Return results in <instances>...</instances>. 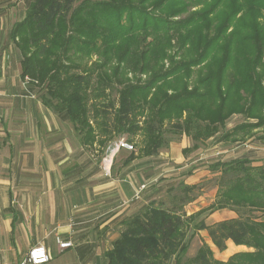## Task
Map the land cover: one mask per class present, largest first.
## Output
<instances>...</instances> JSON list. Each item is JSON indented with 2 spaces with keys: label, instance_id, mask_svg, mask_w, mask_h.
Segmentation results:
<instances>
[{
  "label": "trees",
  "instance_id": "obj_1",
  "mask_svg": "<svg viewBox=\"0 0 264 264\" xmlns=\"http://www.w3.org/2000/svg\"><path fill=\"white\" fill-rule=\"evenodd\" d=\"M75 1L31 0L11 36L21 54L20 76L37 88L45 106L70 122L84 148L95 144L103 152L121 134L131 144L143 130V146L129 152L128 163L158 154L169 143L165 132L190 137L187 153L234 113L256 121L236 124L219 140H237L264 124V0ZM190 7L195 8L185 17L173 18ZM98 53L101 62L89 60ZM164 58L170 64L166 70ZM112 59L118 64L109 74L105 67ZM125 71L153 75L138 84L124 77ZM115 84L120 87L112 100L105 90ZM248 161L210 163L219 172V199L212 209L230 207L236 216L201 221L197 228L205 229L220 251L228 240L254 245L256 263L264 264V219L245 216V208H264V166ZM179 203L165 207L151 201L123 219L105 252L107 264H179L191 216L180 212ZM209 253L200 249L193 260L211 264Z\"/></svg>",
  "mask_w": 264,
  "mask_h": 264
},
{
  "label": "crops",
  "instance_id": "obj_2",
  "mask_svg": "<svg viewBox=\"0 0 264 264\" xmlns=\"http://www.w3.org/2000/svg\"><path fill=\"white\" fill-rule=\"evenodd\" d=\"M30 1L0 0V260L17 263L31 246L43 244L50 257L43 264L55 255L64 256L65 264H107L105 252L121 221L158 202L162 156L169 153L179 162L188 144L184 137L175 155L161 150L128 163L130 151L124 155L115 148L102 163L84 148L70 122L45 106L37 88L20 76L11 28ZM116 151L123 155L113 159ZM182 171L168 175L180 178ZM57 236L72 245L60 249Z\"/></svg>",
  "mask_w": 264,
  "mask_h": 264
},
{
  "label": "rangeland",
  "instance_id": "obj_3",
  "mask_svg": "<svg viewBox=\"0 0 264 264\" xmlns=\"http://www.w3.org/2000/svg\"><path fill=\"white\" fill-rule=\"evenodd\" d=\"M82 0H76L75 5H78ZM90 1H98V0H90ZM132 3H136L138 0H131ZM195 7L187 8L188 10L182 14H179L174 19H179L185 17L190 10ZM175 47L169 48V52H173ZM99 60L102 61L103 57L98 53V55L93 54L89 60ZM99 62V63H100ZM118 62L115 59H112L109 62V65L105 67V70L112 74L115 66ZM120 64V63H119ZM163 68L162 70H166L170 67L169 59H163ZM124 77H126L132 83L143 84L148 81L152 77L151 71L147 72H124ZM196 74H193V79H195ZM25 80H28L25 78ZM120 87L119 84H115L109 89L105 90L108 93V97L110 99H115L117 96V88ZM108 100V99H107ZM106 101V100H104ZM90 105L91 100H90ZM92 109V107H90ZM91 111V110H90ZM92 111L89 113L92 115ZM143 117L139 116V122L141 123ZM94 120V118H93ZM99 120V119H98ZM255 122V118L246 119L244 116L238 113H234L231 115L230 119L227 121L224 127H220L218 132L213 136L208 138L203 143H199L197 148H192L187 153H182L184 159L175 162L170 158V155H164L160 160L164 161L162 163V175L160 176L163 179V186L161 187L160 198L157 203H161L163 206H171L172 204L179 203L178 199L181 197H186L187 200L185 203L180 204L178 209H183L186 215H190L189 217V226L186 230V236L184 239V244H186V249L182 253L179 264H197L193 258L199 252L200 249H208L210 253L208 254V258L210 259L211 264H257L258 261L254 255V253L258 250L257 247L250 244H239L235 245L232 241L228 240L226 242V248L224 250H218L210 238L208 237L207 231L205 229H198L197 226L201 221H204L206 224H211L213 221L217 222L220 220H224L227 218H231L236 216V213L231 210L230 207L223 208H215L213 206L216 205L218 201V177L219 172L213 171L210 169L209 165L213 161V159H222V160H230L235 157L239 158H247L249 161L246 165L251 167H260L264 166V140L261 139V136L264 135V124L258 126L254 129L248 130L246 135L239 134L236 139L232 140L231 138L219 140L222 134L230 131L236 124L242 123L245 121ZM72 128V125H71ZM76 134V133H75ZM74 134V135H75ZM99 135V134H98ZM109 135V134H108ZM107 135V136H108ZM128 135H114L112 140H109L107 146L105 147V151L102 152L101 147L98 145L92 146L90 149L94 152L93 154L98 157L103 163L105 157L108 156L110 152L115 150V143L120 139H125ZM165 138L169 140V143L162 149V151H179V145L181 143V139L185 137L186 144L190 146L192 141L190 137L185 135L184 132L181 134H173L171 132H165ZM76 137V136H75ZM103 137V134H100L98 138ZM110 138V137H109ZM108 138V139H109ZM145 136L144 131H138L132 137V149L118 148L119 153H123L126 155L129 151L138 152V148L143 146ZM143 141V142H142ZM187 146V147H188ZM122 150V151H121ZM114 152V157L117 155L118 157L123 154L118 155V152ZM183 166L180 169H177L179 166ZM103 166V165H102ZM104 167V166H103ZM168 169V170H166ZM183 170V171H182ZM183 174L180 178L168 174L176 173ZM188 182H183L185 180L186 175ZM178 176V175H175ZM169 179V180H167ZM185 186H192L190 189H184ZM247 211L245 216H248L250 221H259L264 219V208H253L248 207L245 208ZM65 257L58 255L54 256V260L48 264H65L63 263ZM65 262V261H64ZM168 264H173V261H170Z\"/></svg>",
  "mask_w": 264,
  "mask_h": 264
},
{
  "label": "built area",
  "instance_id": "obj_4",
  "mask_svg": "<svg viewBox=\"0 0 264 264\" xmlns=\"http://www.w3.org/2000/svg\"><path fill=\"white\" fill-rule=\"evenodd\" d=\"M115 148L116 149L118 148L132 149V144L127 142L125 139H120L118 140L117 143H115ZM108 158L109 157L106 156L104 160ZM143 187L144 185H141L140 188L135 192V197H138L140 190ZM55 240L60 249H65L72 245V242L70 240H62L58 236L56 237ZM49 259L50 257H49L47 248L43 244H35L28 249L26 254L23 256V258L19 262L10 263L4 260H0V264H43V263L48 262Z\"/></svg>",
  "mask_w": 264,
  "mask_h": 264
}]
</instances>
